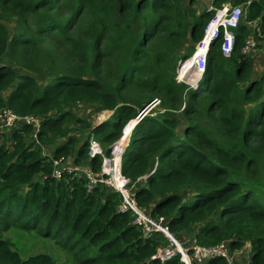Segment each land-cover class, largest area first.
Wrapping results in <instances>:
<instances>
[{
  "label": "trees",
  "instance_id": "1",
  "mask_svg": "<svg viewBox=\"0 0 264 264\" xmlns=\"http://www.w3.org/2000/svg\"><path fill=\"white\" fill-rule=\"evenodd\" d=\"M50 1L0 0V14L13 16L10 31L0 21V108L40 119L34 136L23 123L0 132V262L55 264L49 251L22 256L12 248L1 236L12 225L54 241L75 264H183L177 254L152 256L164 243L161 233L142 236L130 223L131 213L116 209L119 194L110 186L97 182L86 191L81 174H50L51 159L58 157L98 170L101 156L87 155L88 137L108 155L109 144L119 136L117 141L125 142L128 135L119 167L138 206L161 217L181 242L190 236L200 245L245 244L248 264H264V190L251 184L264 175V76L252 78V57L240 52L251 32L247 22L254 21V38L264 39V0H230L245 2L231 50L225 56L220 37L211 41L204 79L185 97L172 76L174 52L190 41L179 59L189 55L210 11L194 0H73L68 17L58 20L47 12ZM89 3L93 16L86 34L73 35ZM133 15L143 23L137 37ZM56 34L71 52L78 50L77 59L40 44ZM120 42L129 50L122 63L101 69L102 50ZM150 50L154 61L149 56L143 65ZM136 80L141 89L129 96ZM153 95L159 108L126 124ZM76 102L95 103L111 114L91 125L70 109ZM200 106L211 116L212 128L197 115ZM194 264L225 260L214 255Z\"/></svg>",
  "mask_w": 264,
  "mask_h": 264
},
{
  "label": "built area",
  "instance_id": "2",
  "mask_svg": "<svg viewBox=\"0 0 264 264\" xmlns=\"http://www.w3.org/2000/svg\"><path fill=\"white\" fill-rule=\"evenodd\" d=\"M202 3V9L211 12L206 20L201 38L194 43L193 52L183 60H180L178 68L182 67L185 61L193 56L198 50L200 53L194 58L195 62L192 67L197 68V73L203 69L205 54L209 48L211 41L217 36L220 37V50L223 55H228L233 44V28L244 16L245 2L233 3L230 0H222L218 4L214 0H194V3ZM247 2V1H246ZM251 28V32L246 36L244 43L240 47V52L247 54L256 43L253 36L254 21L247 22ZM197 55V54H196ZM189 67V66H188ZM191 67V68H192ZM16 123L29 124L33 130L32 136L39 127L40 119L37 116L30 114H16L10 109L0 108V132L4 131ZM116 139L112 142L110 153L103 154V149L96 138L92 135L87 140V155L94 156L99 154L101 156L99 169L93 170L86 163H66L62 157L51 159L50 174L54 177H59L62 171L74 172L81 174L84 177L85 190L91 188L97 183L102 182L110 186L119 194V200L116 209L120 212L128 211L131 213L130 223L138 226L142 236H148L152 231H159L163 237L164 244L159 245L152 256L160 258H168L177 254L183 264H194L203 261L206 257L219 255L225 260V264H235L231 261L226 247L223 242H218L211 245H200L193 239L189 245H184L177 239L161 222V217H152L145 212L134 200L133 193L128 186L123 184V177L119 167V156L125 145V142L118 148L115 145ZM117 149V150H115ZM242 264H248V259Z\"/></svg>",
  "mask_w": 264,
  "mask_h": 264
},
{
  "label": "rangeland",
  "instance_id": "3",
  "mask_svg": "<svg viewBox=\"0 0 264 264\" xmlns=\"http://www.w3.org/2000/svg\"><path fill=\"white\" fill-rule=\"evenodd\" d=\"M72 2L73 0H51L49 2L51 6L49 7L47 12L51 16L55 17L56 19L63 20L67 18L69 15L70 6ZM197 5L202 7L201 2H198ZM91 8H93L92 4L91 3L87 4L85 6V9H83L81 13L78 15V18L75 21L72 30L70 31L73 35L77 34L78 36L81 37L86 34V29L88 26L87 24L89 23L90 18L93 16V14L91 13ZM2 14L4 13L0 14V21L3 22L7 26L8 30L10 31L13 25V16L11 14H8V15L4 14L5 16H3ZM142 25H143L142 20L139 19L137 16L133 15L132 30H133L135 37L140 35L142 31ZM255 41L256 43L253 47V50H257L258 47L260 46L257 43L258 40L255 39ZM155 43L156 41H154V44ZM40 44L51 46L61 57H64V58L67 57L68 59H71V60L74 58L77 59L76 55H77L78 50H74L73 52H71V50H69L65 46V43L63 42L62 38L58 34H56L54 37L46 36L45 38H43V40L40 41ZM190 44H192V42L186 41L180 47L179 50H176L174 52L175 64H174L172 76L176 82L182 84V94H183L182 96L184 97L187 96L188 92L193 90L194 85L197 86L199 82L203 81L204 74H205L203 73V69L200 70L198 74L197 73L198 69L196 67L195 68L192 67L193 63L195 62L194 58L198 56L200 51H197L195 55L191 56L188 60H186V61H191L190 66L185 68L183 64L184 71L181 74L178 73L176 69V64L180 58V55L184 53L185 51H187L188 46ZM108 48L111 49L112 45L108 46ZM128 52L129 50H125L121 42H120V45H116V48H114L113 50H102V53H104V60L101 61V69L104 70L106 68L108 70H112L113 66H116L122 63L123 59L128 54ZM192 52H193V48L191 49L189 55ZM151 53L152 51L150 52V55L146 56L145 60H141V63H143V65H147L149 63V56L151 58V61H154L153 56H151ZM106 62L108 64L107 67L105 64ZM153 66L156 67V62L154 63ZM142 67L145 70H150L149 67H144V66ZM157 82L160 83L161 81L157 80ZM141 84L142 82L140 80L133 81L132 86L130 90L128 91L129 96H136L138 93L137 90L141 89ZM157 96L158 95H153V100L147 103L149 106L146 104L147 106L146 108H150V107L159 108ZM200 104L201 102L199 103V105ZM246 106L247 105H245V107ZM196 107H199L198 104ZM70 109L76 115L86 118L91 125H95L101 122L102 120L109 117L111 114V110L97 109L95 103L76 102L75 104L70 106ZM199 111H200V114H197V115L201 119V122L205 124L207 127L212 128L213 124L210 118L211 116L210 117L208 116V114L204 111V109H202V106H200ZM132 120L134 122L135 117L132 118ZM126 124L124 125V127L126 126ZM78 126H79V123H76L75 127H78ZM131 126L132 124L130 125V128ZM123 129H122V133H123ZM71 132L72 133L75 132V129H73ZM42 150L45 152L44 147ZM251 184H253L257 188H260L261 190H264V175L258 176L257 180H255L254 182H251ZM1 236L4 238H7L10 242V246L12 248H16L22 256L28 254L29 252H33L36 250H45L53 254V256L55 257V264H75L73 263L74 261L71 259V257L68 256L67 252L64 251L63 249H60L57 246V244L54 243V241L41 238L40 236H37L33 232L23 231V230H20L10 225V226H6L5 228H3V230L1 231ZM163 244L164 243H162V245ZM0 264H5V263L0 262Z\"/></svg>",
  "mask_w": 264,
  "mask_h": 264
},
{
  "label": "crops",
  "instance_id": "4",
  "mask_svg": "<svg viewBox=\"0 0 264 264\" xmlns=\"http://www.w3.org/2000/svg\"><path fill=\"white\" fill-rule=\"evenodd\" d=\"M258 47L257 50H250L247 55L252 57V69L250 76L252 78H259L260 76H264V39L257 41ZM263 91H264V83H263ZM18 124V123H16ZM15 124V125H16ZM192 237L185 236L183 238V244L189 245L192 241ZM226 251L228 252L230 259L235 264H242L245 262L249 257V250L247 245L242 244L240 247L237 248H228L226 246Z\"/></svg>",
  "mask_w": 264,
  "mask_h": 264
},
{
  "label": "water",
  "instance_id": "5",
  "mask_svg": "<svg viewBox=\"0 0 264 264\" xmlns=\"http://www.w3.org/2000/svg\"><path fill=\"white\" fill-rule=\"evenodd\" d=\"M180 60H182V58H181ZM180 60H179V61L177 62V64H176V69H177V67H179V65H180ZM147 110H148V109L145 108V109L143 110V112H139L138 115H137V117L135 118L134 122H135L138 118H140L143 114H145ZM134 122H133V123H134ZM111 146H112V144L109 146V148H110Z\"/></svg>",
  "mask_w": 264,
  "mask_h": 264
},
{
  "label": "bare ground",
  "instance_id": "6",
  "mask_svg": "<svg viewBox=\"0 0 264 264\" xmlns=\"http://www.w3.org/2000/svg\"><path fill=\"white\" fill-rule=\"evenodd\" d=\"M198 51H200V50H198ZM195 55V54H194ZM190 58V57H189ZM188 58V59H189ZM187 59V60H188ZM188 62H191V61H185V63H188ZM185 63H184V65H185ZM183 67V66H182ZM184 68V67H183ZM182 68V72L184 71V69ZM178 67H177V71H178ZM179 73V72H178ZM124 143V141L123 140H120V141H117L116 143H115V145L117 146V148L120 146V145H122ZM120 144V145H119ZM115 150H117V149H115Z\"/></svg>",
  "mask_w": 264,
  "mask_h": 264
},
{
  "label": "clouds",
  "instance_id": "7",
  "mask_svg": "<svg viewBox=\"0 0 264 264\" xmlns=\"http://www.w3.org/2000/svg\"><path fill=\"white\" fill-rule=\"evenodd\" d=\"M188 56H189V55H188ZM188 56H187V57H188ZM185 58H186V57H185ZM185 58H182V60L185 59ZM179 60H180V59H179ZM179 60H178V61H179ZM193 87L195 88L196 85H194ZM194 88H193V89H194ZM148 106H149V105H148ZM146 107H147V106H146ZM146 107H145V108H146ZM145 108H144V109H145ZM150 108H151V107H150ZM150 108H147V109L149 110ZM144 109H143V110H144ZM143 110H141L140 112H143ZM148 110H147V111H148ZM147 111H146V112H147ZM138 113H139V112H138ZM138 113H137V115H138ZM136 117H137V116H135V118H136ZM130 120H132V119H130ZM130 120H128L127 122H129ZM127 122H126V123H127ZM133 124H134V123H133ZM133 124H132V125H133ZM131 127H132V126H131ZM119 137H120V136H119ZM119 137H118V138H119ZM127 137H128V136H127ZM127 137H126V139H125V144H126V141H127ZM118 138H117V139H118ZM114 141H115V140H114ZM110 145H111V144H109V146H110ZM122 150H123V149H122ZM119 157H120V156H119Z\"/></svg>",
  "mask_w": 264,
  "mask_h": 264
}]
</instances>
